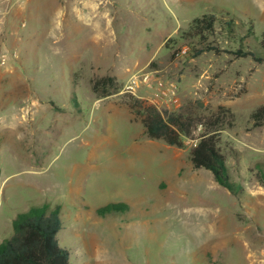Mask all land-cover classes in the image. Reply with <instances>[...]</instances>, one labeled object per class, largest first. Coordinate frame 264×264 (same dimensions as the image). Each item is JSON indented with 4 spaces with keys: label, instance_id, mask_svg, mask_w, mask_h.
<instances>
[{
    "label": "rangeland",
    "instance_id": "1",
    "mask_svg": "<svg viewBox=\"0 0 264 264\" xmlns=\"http://www.w3.org/2000/svg\"><path fill=\"white\" fill-rule=\"evenodd\" d=\"M205 14L214 31L190 34ZM263 32L264 0H0V242L58 206L71 264H264V62L234 53L264 56ZM142 74L173 89L163 113H225L232 189L191 163L200 124L182 147L145 133ZM103 76L120 90L94 92Z\"/></svg>",
    "mask_w": 264,
    "mask_h": 264
},
{
    "label": "trees",
    "instance_id": "2",
    "mask_svg": "<svg viewBox=\"0 0 264 264\" xmlns=\"http://www.w3.org/2000/svg\"><path fill=\"white\" fill-rule=\"evenodd\" d=\"M215 22L214 14L197 16L188 27L190 34L204 37L214 31ZM260 45L264 51V32ZM204 50L220 49L209 45L205 49L195 50L194 53L198 55ZM234 53L240 57L251 56L260 63L264 62V56L251 49L238 48ZM92 90L101 97H107L118 92L120 85L114 77L103 76L92 83ZM129 106L141 116L145 133L151 138L164 140L167 144L182 147L185 138H193L196 127L199 124L203 126V132L199 134L197 142L190 150L191 163L195 168L210 170L219 185L232 189L226 159L218 145L220 125L225 117L223 111L202 117L193 106L163 113L153 102L140 98L131 99ZM263 116L264 107H260L253 113L255 125L264 124ZM261 183L264 186V178ZM120 205L126 206L111 203L101 209H116ZM59 215L58 206L50 212L44 207H32L29 212L19 213L12 220L13 234L0 242V264H71L70 252L59 244L56 237L62 226Z\"/></svg>",
    "mask_w": 264,
    "mask_h": 264
},
{
    "label": "built area",
    "instance_id": "3",
    "mask_svg": "<svg viewBox=\"0 0 264 264\" xmlns=\"http://www.w3.org/2000/svg\"><path fill=\"white\" fill-rule=\"evenodd\" d=\"M5 62L4 59L1 60V64H3ZM143 79L142 81L144 82V84H146L148 87L152 88L153 89V103L156 104V102H160L162 101V99L166 98V97H170L172 92H173V89L171 87H168L166 89H163L162 87L158 86V87H155L152 83H151V77L149 74H146V75H143ZM137 83V77L134 76L132 78V85H129V87L133 86V84L136 85ZM155 88V89H154ZM155 101V102H154Z\"/></svg>",
    "mask_w": 264,
    "mask_h": 264
}]
</instances>
